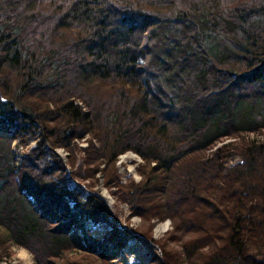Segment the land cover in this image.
<instances>
[{
  "label": "trees",
  "instance_id": "trees-1",
  "mask_svg": "<svg viewBox=\"0 0 264 264\" xmlns=\"http://www.w3.org/2000/svg\"><path fill=\"white\" fill-rule=\"evenodd\" d=\"M97 175L148 264H264V0H0V264L129 255Z\"/></svg>",
  "mask_w": 264,
  "mask_h": 264
},
{
  "label": "rangeland",
  "instance_id": "rangeland-1",
  "mask_svg": "<svg viewBox=\"0 0 264 264\" xmlns=\"http://www.w3.org/2000/svg\"><path fill=\"white\" fill-rule=\"evenodd\" d=\"M249 137L250 138L257 137L259 140H262V136L260 137V136L250 135ZM230 141L232 140H226L224 141V143H228ZM77 143H78V146L82 148L87 146V142L85 141V139H82L81 141H78ZM220 145L221 144H218L217 147H219ZM25 150L26 149L17 151L16 160L18 161V163H19V158H20V152L23 153ZM57 153L60 155V157L63 158V161L65 163L67 160V153L60 149L57 150ZM140 162H141L140 159L135 154H132V153H126L118 157L116 166H117L119 174L122 177L123 182H125L127 179L133 180L135 182L139 181L140 177H138V175L136 174L135 169ZM97 178H98V182L96 183L93 191L98 193V195L106 202L107 206L109 207V211L111 213L115 212L118 215L117 224L120 225L122 228L133 230L136 232L137 230H140V231L145 230L147 228V224L145 225L138 217L129 216V211L127 207L124 204L118 203L109 194L108 190H106L103 187V175H97ZM80 185L83 186L82 184ZM163 224L167 227H164V230L157 232L156 228L159 225H163ZM171 229H172V226H171L170 221L166 220L163 223H157V224L153 223V226L151 227V239L150 240L144 238L140 233L138 234V232L135 233L138 235L139 239L135 240L132 243L134 250L133 251L131 250L129 255L124 256L123 258L121 257L120 260L111 262V264H130L134 256L136 257L135 258L136 261L142 260L146 264H148L147 261L152 256L144 254V253L143 254H140V253L148 249L151 252V255L160 256L161 252H160L157 241L162 239L164 235L168 233ZM9 250L11 251V255L9 259L6 260L5 263L3 264H34L33 257L28 251L22 248H19V247H15V246H11Z\"/></svg>",
  "mask_w": 264,
  "mask_h": 264
},
{
  "label": "bare ground",
  "instance_id": "bare-ground-1",
  "mask_svg": "<svg viewBox=\"0 0 264 264\" xmlns=\"http://www.w3.org/2000/svg\"><path fill=\"white\" fill-rule=\"evenodd\" d=\"M104 196V195H103ZM164 224H166V223H164ZM159 225L157 228H156V231L157 232H160V231H162V230H164V227H167V226H165V225ZM141 243H143V242H141ZM134 248V247H133ZM147 254V255H150V256H152L153 257V255H151V252L148 250V249H146V251H143V252H141L140 254ZM137 254H139V253H137ZM133 255V254H132ZM151 257V258H152ZM136 257L134 256L133 257V261H132V263H135L136 262V259H135ZM145 258H147V257H145Z\"/></svg>",
  "mask_w": 264,
  "mask_h": 264
},
{
  "label": "built area",
  "instance_id": "built-area-1",
  "mask_svg": "<svg viewBox=\"0 0 264 264\" xmlns=\"http://www.w3.org/2000/svg\"><path fill=\"white\" fill-rule=\"evenodd\" d=\"M96 231L101 232V231H103V230H102L101 227H97V228L94 230V232H96ZM123 257H124V256H123ZM123 257H122V258H123ZM119 260H120V259H119ZM132 261H133V259L131 260V263H132ZM131 263H130V264H131Z\"/></svg>",
  "mask_w": 264,
  "mask_h": 264
}]
</instances>
